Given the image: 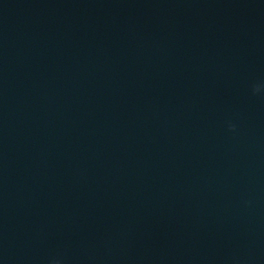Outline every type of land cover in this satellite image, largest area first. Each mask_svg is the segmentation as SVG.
Returning a JSON list of instances; mask_svg holds the SVG:
<instances>
[{
  "label": "clouds",
  "instance_id": "1",
  "mask_svg": "<svg viewBox=\"0 0 264 264\" xmlns=\"http://www.w3.org/2000/svg\"><path fill=\"white\" fill-rule=\"evenodd\" d=\"M256 90H258V89H256Z\"/></svg>",
  "mask_w": 264,
  "mask_h": 264
}]
</instances>
